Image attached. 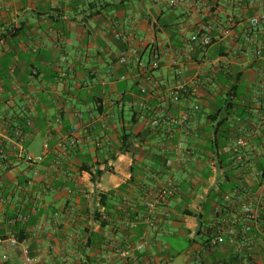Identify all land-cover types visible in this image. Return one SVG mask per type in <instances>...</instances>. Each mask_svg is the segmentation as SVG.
Returning <instances> with one entry per match:
<instances>
[{"label": "crops", "instance_id": "1", "mask_svg": "<svg viewBox=\"0 0 264 264\" xmlns=\"http://www.w3.org/2000/svg\"><path fill=\"white\" fill-rule=\"evenodd\" d=\"M115 4L117 0H0V151L4 154H0V264H224L231 255L246 252L264 262V233L244 214L245 205L258 211L264 197L263 62L255 65L236 58L228 62L211 57L220 44L214 45L206 58L211 76L220 61L234 66L235 75L243 73V105L247 109L230 144L238 134L246 133L255 149L243 174L236 171L240 190L221 195L220 187H228L226 174L231 168L220 169L212 154H204L208 136L203 128L215 108L212 98H205L194 130L179 132L174 139L173 144L183 141L192 150V155L187 154L189 166L169 173L156 156L164 137H153L139 118L133 122L126 104L137 92L133 85L121 86L143 80L142 65L149 63L152 54V24L162 31L157 45L170 47L160 51L162 64L155 75L172 86L171 59L176 47L161 25L166 19L173 20L190 38L196 25L205 24L209 7L194 0ZM218 10L222 22L233 14L239 16L238 30L252 16L241 7ZM117 33L123 39H117ZM222 43L235 49L238 38ZM123 57L128 58V64L120 63ZM197 69L196 64L186 65L189 74ZM122 76L128 79L121 81ZM34 94L37 102L32 101ZM97 99L102 113L94 103ZM188 106L191 102L182 104V109ZM22 111L29 122H25L26 139L19 143L12 127H21L17 113ZM124 127L140 135L141 151L118 154L111 162L113 171L94 178L98 167L93 174L86 168L95 166L105 151L117 144ZM97 140L104 141L101 151ZM45 143L50 147L45 161L28 165L22 149L41 155ZM160 165L159 178L154 180L153 169ZM171 184H175L176 196L155 211L151 227L149 216L140 219L136 208L159 185ZM110 192L103 203L101 195ZM126 208L129 215H125ZM96 213L104 214L108 227L94 221ZM201 223L217 230L213 237L221 236L224 242L217 244L213 239L212 245L217 247L212 249L205 247L204 241L198 243L196 239L204 237ZM144 239L145 248L132 251ZM171 239L188 240V247L181 252L188 257H178Z\"/></svg>", "mask_w": 264, "mask_h": 264}, {"label": "trees", "instance_id": "2", "mask_svg": "<svg viewBox=\"0 0 264 264\" xmlns=\"http://www.w3.org/2000/svg\"><path fill=\"white\" fill-rule=\"evenodd\" d=\"M128 0H117V5H123L125 2ZM196 4L203 5L209 7L208 10V17L204 19L205 24L213 26V35L216 37H219L222 33V31L226 29H232L235 31V34L239 36V38L242 36V31L245 28L237 29L239 26V20L238 18H235L234 21L230 22V24L227 22H222V18L219 14V8H223L227 11L228 9H231L233 11L235 8H245L246 12L248 13L249 16L253 15L254 12H251V10L248 7L249 1L248 0H243V2H240V0H194ZM115 4V6H117ZM185 17V16H183ZM229 19V18H228ZM168 19L165 20V22L161 25V28L165 30L171 37L173 45L176 47L174 49V52H186V49L190 44L194 47L195 52L191 54V60L185 59L184 64L187 65H199L202 64L206 61V58L208 54L211 52V49L214 47L216 44H220L218 47H215V49L210 53V56L213 58H226L229 60L228 62L232 61L233 58H237L236 55L233 54L234 49L226 47L225 43L218 42L217 39L213 41L211 45H202L201 43H193L191 42V37L187 38L186 35L183 33V28L182 26H179L178 23L177 25L173 23V20H170V22L167 21ZM217 21V22H216ZM212 22H215L212 23ZM231 25L232 28L229 26ZM152 29H153V41L150 44L151 52L152 54L149 55V63L147 64L146 68V73L142 72V75H148L152 78H156L155 73L160 70V67L157 69H151V64L154 59L155 53L160 57V51L164 47H160L159 44L157 45V40H158V35L162 33L161 30L157 29V24H152ZM194 33H197L199 31V27L196 25L195 28H193ZM222 36V35H221ZM220 36V37H221ZM170 47L167 46L164 49H169ZM210 57V58H211ZM191 61V64H190ZM227 62V63H228ZM226 62L220 61L218 66L214 65L211 67L212 69L214 68L216 73L213 76L212 80L209 82L208 85V95L212 98V104L215 107L214 111H212L208 118H207V123L205 124V132L207 133V141H206V147L204 148V154H212L213 157H211L213 162H216L219 165L220 169H223L224 167L231 168L230 172L226 174V182L228 183V187H225L224 185L220 187V194H230L232 191L236 189L237 191L240 190V187L236 185V183L239 181L238 179V172H243L245 166L249 161H244L242 164L237 161V158L235 157L234 152L231 149V137L234 129H237L238 126V121L241 119L245 112H246V107L243 105L244 97L246 96V85L243 82V73H238L235 75L237 72L234 70V66H231L230 64H227ZM257 65V63H254ZM233 67V68H232ZM207 72V71H206ZM208 75H210L208 73ZM141 82L136 80L135 83L133 84L132 90L137 92V95H139V89L138 86ZM217 84V86H216ZM216 86V87H215ZM219 87V89H217ZM207 97V96H206ZM96 99V97H94ZM131 100V99H130ZM94 103L96 107L99 109V111L102 113V105L100 100H94ZM152 106H155L156 103H152ZM170 111V110H169ZM130 112L132 113V117L134 118L133 122L138 121V115L139 112L136 110H131ZM172 112V111H171ZM173 112H175L173 110ZM202 113V112H201ZM200 113V114H201ZM199 114V115H200ZM197 116L198 118H201L200 116ZM17 121L20 124L21 127L25 128V122L28 117L27 113L22 111L20 113H17ZM136 119V120H135ZM13 129H17V126L12 127ZM151 134H153V137H159L164 133V131L167 129L166 127H161L158 129H153L150 128ZM192 132V131H191ZM163 137V136H161ZM140 135L135 134L132 130H128L126 127L122 128V132H120V137L118 139L117 144L113 145L112 147H109L108 150L105 151L103 154L101 161H99L95 166L91 165L90 167H87V171L91 172L93 174V169L95 167H98V172L94 175V178H99L102 177L104 174L112 172L113 167L111 165V162L116 161L117 155L118 154H127L129 152H133L134 150L141 151L142 147V142L139 141ZM100 140L96 141L97 142ZM176 144V143H175ZM174 144V145H175ZM138 145V146H137ZM173 145V147H174ZM171 147V146H170ZM230 148V150H229ZM104 148L98 147L97 150L101 151ZM225 150H227V153H224ZM187 153H190V155L193 154L191 149L187 150ZM174 153L172 151H169L168 153H161L159 150V147L157 148V158L159 159L160 163L163 164V167L165 169V161L168 157H173ZM226 156V157H225ZM207 161V160H206ZM247 162V163H246ZM160 166H155L153 169V173L151 178L155 180L159 178V172H160ZM100 167H104L103 170L100 169ZM180 168L186 167V166H179ZM134 173H139L136 168H133ZM143 172V171H142ZM243 174V173H241ZM262 180H261V185H264V168L263 172L261 174ZM135 178L133 177L131 182H134ZM232 183H235V186H231ZM172 186L175 188V184L167 185L165 187ZM162 185H159L158 188L154 192L149 193L147 195V198H145L144 204L136 208V212L138 216L141 214L142 217L144 218L146 216H149V221H150V226L154 227V213L150 212V209L146 206V203L149 199H153L155 194H157L161 189ZM148 194V193H147ZM108 195H112L110 192L109 194H102L101 199L102 202L105 203ZM176 196V188H175V195H173L170 198H173ZM166 200V202L168 201ZM164 202V203H166ZM125 203V202H124ZM164 203L160 204L162 206ZM158 207V208H159ZM157 208V209H158ZM252 209L255 211L257 214V218L251 220L248 218L246 215L245 219L251 223H257L259 227H261V231L264 233V197L262 199V203L259 204L258 206V211H256L253 207ZM125 215H129L130 209L126 208L125 210ZM245 214V213H244ZM132 217V215H131ZM94 221L96 223H99L102 227H108L109 222L105 220L104 214L96 213L94 217ZM202 226V234L204 235V246L205 247H210L212 249L213 247L216 248L217 245L213 246L212 245V240L216 239L217 244L218 243H223L224 238L222 240H219V237L215 238L213 237L216 233L217 230L212 228L210 225H204L201 223ZM207 237V238H206ZM147 244V240H143L141 243L137 244L132 248V251H142ZM143 245L142 249H138L139 246ZM195 264H204L203 262H197ZM224 264H264V262L260 263L258 260L253 258L252 254L249 252L246 253H237L235 255H231L229 261H225Z\"/></svg>", "mask_w": 264, "mask_h": 264}, {"label": "built area", "instance_id": "3", "mask_svg": "<svg viewBox=\"0 0 264 264\" xmlns=\"http://www.w3.org/2000/svg\"><path fill=\"white\" fill-rule=\"evenodd\" d=\"M248 1V7L250 10L261 9L263 12L248 17L247 24L245 25V29L242 31V36L240 38L235 34V29L233 30L231 25L229 26L230 22L234 21L235 18H238V20L240 18L233 14L228 20V26L232 29L222 31V36L220 35L221 37L219 36L215 38L213 35V26L204 24L199 28L197 33H194L191 36V42L201 43L205 46L211 45L215 39H217L218 42H221L231 37L238 38V45L233 52V54L237 56L236 59L245 60L250 63L263 62L264 64V0ZM172 2L173 4H178L181 3L182 0H172ZM240 2H243V0H240ZM116 37L119 40L123 39V35L120 33H117ZM194 52L195 49L191 44L187 47L186 52H173L171 67L174 69V83L172 86H169L163 81H159L157 78L142 75L143 80L138 86L139 95L136 94L133 96L126 104L129 109L139 112V120L144 121L148 127L158 129L167 126V129L162 133L164 138L158 143V147L163 154L168 153L169 151L174 153L173 157H168L165 161V170L169 173L176 167L189 166L187 154L190 153H187L188 149L185 147V143L183 141H178L174 145L173 142L179 132L188 134L194 130V127H196L197 116L203 110L206 96H209L207 94L209 82L214 76L207 74L206 61L197 65L198 69L193 74H189L186 71L187 64H184V60L187 58L188 60H191V54ZM120 63L123 65L128 64V58L123 57L120 60ZM160 63L161 60L159 53L158 55L155 53L151 69L159 68ZM210 64H212V62H210ZM142 67L144 68L142 72L146 73L147 64L142 65ZM127 79L128 76H122L120 78L121 81ZM37 100L38 97L34 94L32 101L37 102ZM152 100H156L155 106L151 105ZM190 102L192 106H188L187 109L183 110L182 104ZM172 109H177L178 113L171 112L173 111ZM83 117V114L80 113L79 119L82 120ZM26 122H29L28 119H26ZM76 131H78V127H76L75 132ZM14 133L15 138L19 143L25 141L26 133L24 127H18L15 129ZM106 141L107 144L110 145V139L106 138ZM250 141L249 135L243 133L238 134L231 144V149L234 152L237 161L241 164L255 154L254 146L253 144L251 145ZM103 144V140L97 142L98 147H102ZM49 148V144L45 143L44 152L41 155H34L27 149L23 148L22 154L24 161L30 166L42 164L49 152ZM0 154L4 157L2 150L0 151ZM173 195H175V188L172 186L163 187L157 194H155L153 199L147 201L146 206L150 209L151 213H154L160 204L166 202V200ZM244 213L251 220L257 218V214L252 209L251 205L244 206ZM228 232L231 235L235 234L234 230H229ZM219 240H222L221 236L219 237ZM12 243L13 245H16L18 242L14 240ZM142 248L143 245L138 247V249ZM29 262L31 261L29 260Z\"/></svg>", "mask_w": 264, "mask_h": 264}, {"label": "rangeland", "instance_id": "4", "mask_svg": "<svg viewBox=\"0 0 264 264\" xmlns=\"http://www.w3.org/2000/svg\"><path fill=\"white\" fill-rule=\"evenodd\" d=\"M229 11H231V9H228ZM134 83L132 82V81H130V82H127V83H122L121 84V86L122 87H127L128 85L130 86V85H133ZM39 142L41 141L40 139L38 140ZM205 240V238L204 237H200V238H197L196 239V241L198 242V243H203V241ZM167 242H169V240H167ZM171 242L172 243H175L174 244V247H173V250L175 251V253L177 252V254L179 255L178 257H184V258H186V257H188L187 255H185V254H181V252L183 251V249H186L187 247H188V240H185V241H183V240H181V241H177V240H174V239H171ZM187 264H194V262H191V261H189V263H187Z\"/></svg>", "mask_w": 264, "mask_h": 264}]
</instances>
